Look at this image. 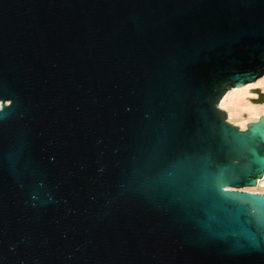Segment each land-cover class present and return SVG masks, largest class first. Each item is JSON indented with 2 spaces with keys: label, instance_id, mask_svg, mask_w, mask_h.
Returning <instances> with one entry per match:
<instances>
[{
  "label": "water",
  "instance_id": "obj_1",
  "mask_svg": "<svg viewBox=\"0 0 264 264\" xmlns=\"http://www.w3.org/2000/svg\"><path fill=\"white\" fill-rule=\"evenodd\" d=\"M264 0H0V264H264Z\"/></svg>",
  "mask_w": 264,
  "mask_h": 264
},
{
  "label": "bare ground",
  "instance_id": "obj_2",
  "mask_svg": "<svg viewBox=\"0 0 264 264\" xmlns=\"http://www.w3.org/2000/svg\"><path fill=\"white\" fill-rule=\"evenodd\" d=\"M252 87H259L264 91V75L254 81L240 86L231 87L220 101V106L228 112V117L242 128L253 120H257L264 114V101L254 102L250 99ZM243 188L264 191V176L258 180L256 185L244 186Z\"/></svg>",
  "mask_w": 264,
  "mask_h": 264
},
{
  "label": "rangeland",
  "instance_id": "obj_3",
  "mask_svg": "<svg viewBox=\"0 0 264 264\" xmlns=\"http://www.w3.org/2000/svg\"><path fill=\"white\" fill-rule=\"evenodd\" d=\"M250 91L255 92V94H251L250 99L253 100L254 102L257 101H264V91L259 88V87H252ZM229 118V117H228ZM230 120V119H229ZM232 121V120H230ZM233 122V121H232ZM235 123V122H233ZM238 124V123H235ZM239 125V124H238ZM241 127V126H240ZM242 128V127H241ZM264 193V191H261Z\"/></svg>",
  "mask_w": 264,
  "mask_h": 264
},
{
  "label": "trees",
  "instance_id": "obj_4",
  "mask_svg": "<svg viewBox=\"0 0 264 264\" xmlns=\"http://www.w3.org/2000/svg\"><path fill=\"white\" fill-rule=\"evenodd\" d=\"M257 102H260V101H257Z\"/></svg>",
  "mask_w": 264,
  "mask_h": 264
}]
</instances>
